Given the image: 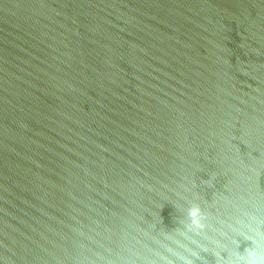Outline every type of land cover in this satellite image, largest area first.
<instances>
[{"label":"water","instance_id":"95a60500","mask_svg":"<svg viewBox=\"0 0 264 264\" xmlns=\"http://www.w3.org/2000/svg\"><path fill=\"white\" fill-rule=\"evenodd\" d=\"M250 253L264 0H0V264Z\"/></svg>","mask_w":264,"mask_h":264},{"label":"clouds","instance_id":"9594fccd","mask_svg":"<svg viewBox=\"0 0 264 264\" xmlns=\"http://www.w3.org/2000/svg\"><path fill=\"white\" fill-rule=\"evenodd\" d=\"M199 209H193L190 215H198ZM250 264H264V255H259L256 253H250Z\"/></svg>","mask_w":264,"mask_h":264}]
</instances>
